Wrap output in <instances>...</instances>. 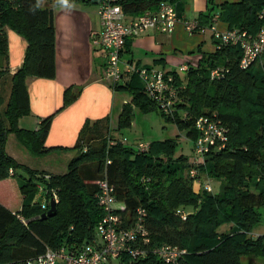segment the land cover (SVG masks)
Masks as SVG:
<instances>
[{"label":"trees","instance_id":"trees-1","mask_svg":"<svg viewBox=\"0 0 264 264\" xmlns=\"http://www.w3.org/2000/svg\"><path fill=\"white\" fill-rule=\"evenodd\" d=\"M178 1L125 0L119 5L129 13L146 11L160 2L177 5ZM217 17L228 24L229 30L236 28L254 36L264 27V0L224 5ZM7 29L27 44L23 64L13 75L7 68ZM261 58L258 74H254L255 63L246 70L239 68L238 47L203 55L197 68L189 67L185 88L179 92L182 103L176 104L170 115L160 112L139 84L115 87L126 90L140 112L158 113L165 122L192 135L193 141L198 118L221 121L229 131L226 148L210 152L202 164L195 165L183 155L177 157V139L152 143L146 153L121 141L110 145L107 134L102 136L108 126L105 120L103 130L95 132L100 141L84 151L85 128L66 174L51 175L50 181H44L38 176L45 174L30 171L9 157L5 142L13 134L30 147L34 156L45 152L42 147L51 118L42 122L37 132L20 130L17 121L29 112L26 80L55 77L54 13L41 8L39 0H0V264H27L47 248L82 246L90 241L102 217L95 199L96 183L102 179L113 187L117 203L124 206L118 214L126 226L135 221L138 209L145 210L144 226L151 245L185 250L187 254L180 264H240V259L248 255L264 261V234H252L259 226L264 227V55ZM219 66L229 72L223 80L212 81L210 71ZM174 80L180 87L179 78L175 76ZM131 120L132 109L126 105L118 129H128ZM251 165L262 168L254 186L252 175L246 173ZM191 169L221 181V192L195 194L193 182L198 177H190ZM19 172L27 175L24 182H18ZM145 179L149 181L143 182ZM38 185L60 190L53 218L41 220L45 212L39 203L31 204ZM251 193L250 202L243 203L242 199ZM178 212L186 213V219L182 220ZM120 264L163 263L154 256L141 260L125 256Z\"/></svg>","mask_w":264,"mask_h":264},{"label":"crops","instance_id":"crops-1","mask_svg":"<svg viewBox=\"0 0 264 264\" xmlns=\"http://www.w3.org/2000/svg\"><path fill=\"white\" fill-rule=\"evenodd\" d=\"M239 1L179 0L176 10L179 17L185 20L207 21L209 24L204 26H209L220 14L224 5ZM39 5L43 9H52L54 13L55 77L50 80L39 78L26 80L29 112L18 119L17 127L20 130L37 132L42 122L51 118L50 128L42 147L45 152L41 156H34L30 147L19 142L13 134H9L5 142V152L8 156L19 165L36 173L59 177L65 175L70 161L76 157L74 147L80 133L86 128L84 139L86 146L83 149L86 151L89 145H95L100 141L95 132L98 128L100 131L103 130L102 122L105 120H108V126L102 131V136L107 134L112 142L125 141V146L131 147L121 134L124 130L118 129L119 118L126 105L132 109L129 128L136 126L134 121L136 112L142 115L155 114L162 118L156 112H140L132 104L131 96L126 90H115V87L127 86L131 83L139 84L143 90L144 85L136 75L125 73L128 66L161 70L173 79L177 76L180 86L184 89L185 76L189 67L197 68L203 55L212 54L215 51V43L210 32L203 35H188L182 24H177L171 34L149 31L126 42L120 64L124 74L123 80L115 85L112 81L103 78L105 53L94 48L91 43L92 34L100 30L96 2L93 0H39ZM157 6H151L146 11H155ZM143 12L124 14L126 20H130ZM204 16L207 18L201 21ZM216 27L220 31L229 30L228 24L220 21H217ZM6 32L7 68L8 73L13 75L23 64L27 44L14 32L8 29ZM182 67H187V71L182 72ZM162 120L165 122L163 118ZM172 125L178 132H185L179 131L175 124ZM164 141L166 140L156 142ZM24 179L25 177H20L18 182H24ZM196 188L197 186L193 184L195 194L198 193ZM40 202L42 197L37 192L31 204ZM123 209L124 206L118 203L117 210Z\"/></svg>","mask_w":264,"mask_h":264},{"label":"built area","instance_id":"built-area-1","mask_svg":"<svg viewBox=\"0 0 264 264\" xmlns=\"http://www.w3.org/2000/svg\"><path fill=\"white\" fill-rule=\"evenodd\" d=\"M93 1L98 7L97 16L100 21V30L92 34L91 43L94 48L105 53L106 63L103 78L112 81L115 85L123 80L124 74L120 67L121 54L129 39L138 38L149 31L171 34L177 24H182L188 35H203L210 32L216 51L226 47H238L240 49L238 66L241 70L248 69L264 55V27L254 36L244 30L220 31L216 27L218 17H215L209 26H204L199 21H189L179 17L176 5L168 2H160L155 11H146L126 20L119 0ZM181 71L186 72L187 67H182ZM228 72V68L216 67L210 71V79L221 81ZM125 73L136 75L142 81L144 94L155 102L163 114L170 115L176 104L182 103L179 96L181 86L177 87L175 80L167 76L165 72L128 66ZM193 128L196 133L193 164H202L210 152H220L226 148L229 131L215 117H200L195 121ZM121 143L125 145V141H121ZM109 144L115 145V142L110 141ZM137 149L141 153H146L149 150V145L138 143ZM189 175L191 178H196L198 172L191 169ZM38 177L44 181L51 179V175L48 174ZM148 181V179L143 180L145 183ZM97 187L95 199L102 212V217L94 227L90 241L82 246L71 244L56 249L47 248L44 254L27 264H113L117 261L120 264L125 256L132 260L154 256L163 264H180L182 258L187 254L185 250L170 245H151L149 233L144 226L145 210L138 209L135 221L126 226L118 214V203L113 187L106 179L100 180ZM37 190L42 197V202L39 203L42 211L46 213L49 210L50 200H53L56 205L58 204L57 194L52 189L38 185ZM203 191L212 193L208 184L203 186ZM178 215L182 220L187 217L184 212H178Z\"/></svg>","mask_w":264,"mask_h":264},{"label":"rangeland","instance_id":"rangeland-1","mask_svg":"<svg viewBox=\"0 0 264 264\" xmlns=\"http://www.w3.org/2000/svg\"><path fill=\"white\" fill-rule=\"evenodd\" d=\"M91 6H94L90 4ZM262 58L255 63V65L252 68L253 73L258 74V69L260 68L262 64ZM220 67V66H219ZM134 121L136 123L135 127H131L127 130H124L121 134L125 137V139L128 142V145L133 147L135 150L137 149L138 143H145L147 145L151 144L152 142L156 141H163V140H174L177 139V148H176V155H183L186 156L189 161H194V153H193V147L194 142L192 135L187 134V132H178L176 128L168 122H164L162 118L157 117L155 114H148V115H142L139 113H135L134 115ZM160 125V126H159ZM225 165V164H221ZM262 171L261 167L256 166H248L246 168V173L252 175L253 181L251 182V185L254 186L256 183V179L260 175ZM21 177H27V175L23 172L18 173ZM255 179V180H254ZM98 184V183H96ZM194 185L197 186L196 191H198L197 194L203 193V186L208 184L211 187L212 194H219L222 190V182L217 181L213 179L212 177H209L206 173L201 172L198 174V178L193 182ZM57 194L58 202L60 201L59 198V189L54 188L52 189ZM253 193L249 194L247 197L243 198V203L250 202L251 195ZM221 228L220 230H222ZM252 234H264V227L259 226L257 229H255ZM113 264H119L118 261L114 262ZM240 264H264V261L262 258L248 255L244 256L240 259Z\"/></svg>","mask_w":264,"mask_h":264},{"label":"water","instance_id":"water-1","mask_svg":"<svg viewBox=\"0 0 264 264\" xmlns=\"http://www.w3.org/2000/svg\"><path fill=\"white\" fill-rule=\"evenodd\" d=\"M57 213V205L53 200H50L49 210L41 216V220L53 218Z\"/></svg>","mask_w":264,"mask_h":264}]
</instances>
